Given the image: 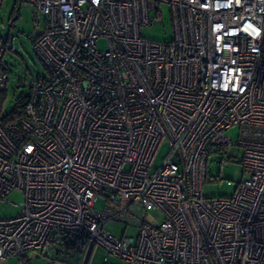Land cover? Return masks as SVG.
<instances>
[{
  "label": "built area",
  "instance_id": "2783aa9c",
  "mask_svg": "<svg viewBox=\"0 0 264 264\" xmlns=\"http://www.w3.org/2000/svg\"><path fill=\"white\" fill-rule=\"evenodd\" d=\"M15 2L33 9L46 76L0 123V200L24 198L0 218V264H88L96 246L105 262L264 264V0ZM162 3L172 38H143ZM6 48L0 38V90ZM211 155L246 174L231 197L203 194ZM111 222L137 232L116 236Z\"/></svg>",
  "mask_w": 264,
  "mask_h": 264
},
{
  "label": "rangeland",
  "instance_id": "374dc122",
  "mask_svg": "<svg viewBox=\"0 0 264 264\" xmlns=\"http://www.w3.org/2000/svg\"><path fill=\"white\" fill-rule=\"evenodd\" d=\"M162 15L151 26H141L140 35L148 40L166 41L173 35L170 21L169 6L162 3ZM33 9L24 5L17 6L15 0H3L0 7V38L6 44V51L3 55V64L9 72V80L4 90L5 98L3 112L8 113L16 107V101L21 95H26L29 91V84L38 78L46 76V71L41 61L36 56L32 35L36 31L34 28ZM16 17L15 20H11ZM99 47H104L103 42L98 43ZM227 133L237 141L239 138V126H233ZM168 152V144L164 142L158 149L152 164V169L159 167ZM207 179L203 186V194L208 198L231 197L238 182L245 178L242 166L231 161L220 163L215 155H211L206 165ZM5 199L7 201H5ZM3 200H0V218H9L17 215L21 210L23 195L18 191H11ZM105 199L99 196L95 203V208L103 209ZM159 213L149 210L146 220L150 223H158ZM109 232L116 236H134L137 229L126 227L121 222H111L106 225ZM106 255L105 250L96 246L89 258L88 264H124L120 259L109 256L103 261ZM3 264H67L61 262L49 263L43 257L26 255L23 260L18 257H9Z\"/></svg>",
  "mask_w": 264,
  "mask_h": 264
},
{
  "label": "trees",
  "instance_id": "16d2710c",
  "mask_svg": "<svg viewBox=\"0 0 264 264\" xmlns=\"http://www.w3.org/2000/svg\"><path fill=\"white\" fill-rule=\"evenodd\" d=\"M4 98H5L4 90H0V123L1 124H5L7 121L14 119V117L19 116L22 113L21 108L23 105L24 96L21 95L17 99L16 107L8 113L3 112Z\"/></svg>",
  "mask_w": 264,
  "mask_h": 264
},
{
  "label": "water",
  "instance_id": "95a60500",
  "mask_svg": "<svg viewBox=\"0 0 264 264\" xmlns=\"http://www.w3.org/2000/svg\"><path fill=\"white\" fill-rule=\"evenodd\" d=\"M15 19H16V17H13V18H12V20H15Z\"/></svg>",
  "mask_w": 264,
  "mask_h": 264
}]
</instances>
